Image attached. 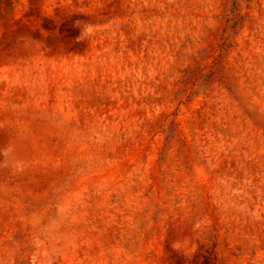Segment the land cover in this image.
Returning <instances> with one entry per match:
<instances>
[{
	"label": "rangeland",
	"instance_id": "obj_1",
	"mask_svg": "<svg viewBox=\"0 0 264 264\" xmlns=\"http://www.w3.org/2000/svg\"><path fill=\"white\" fill-rule=\"evenodd\" d=\"M0 264H264V0H0Z\"/></svg>",
	"mask_w": 264,
	"mask_h": 264
}]
</instances>
